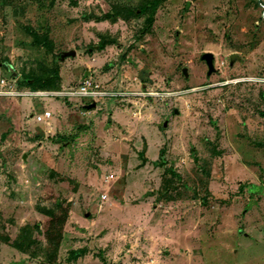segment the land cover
<instances>
[{"label":"rangeland","instance_id":"1","mask_svg":"<svg viewBox=\"0 0 264 264\" xmlns=\"http://www.w3.org/2000/svg\"><path fill=\"white\" fill-rule=\"evenodd\" d=\"M141 1L0 0V264H50L44 210L59 206L58 264H264V0L100 20ZM56 56L59 91L93 77L109 98L91 110L11 94L35 91L19 81ZM46 110L51 124L37 123Z\"/></svg>","mask_w":264,"mask_h":264},{"label":"trees","instance_id":"2","mask_svg":"<svg viewBox=\"0 0 264 264\" xmlns=\"http://www.w3.org/2000/svg\"><path fill=\"white\" fill-rule=\"evenodd\" d=\"M166 2L167 0H142L139 9H125L122 6H115V8H113L110 13L105 15L100 20L111 22H117L120 19L131 20L138 14V11L141 10L142 13H145L150 17L152 24H154L155 16L158 10ZM30 33L34 37V45L36 47L46 48V50L50 51V53L53 52V43L50 40L48 33L42 35L37 30H32ZM108 43V40L103 41L100 49L104 50L109 45ZM59 61L60 56H56V59L53 61L51 66H45L41 63L38 66V69L32 70L29 75L19 81V88L30 87L35 91H59ZM44 213L48 217L45 236L50 241L49 247L53 248L54 251L53 254H50L51 258L49 259V261L50 264H58L57 258L59 246L61 245V242L63 240L65 225L69 219V209L65 208L64 206H59L58 210H44ZM23 231L25 233L20 236L22 240L16 244V247L21 250V252L27 253L30 250V246L25 248L24 240H26L27 238L32 239V235L28 229H24ZM72 255L74 256V258H76V260L80 258V252H73Z\"/></svg>","mask_w":264,"mask_h":264},{"label":"built area","instance_id":"3","mask_svg":"<svg viewBox=\"0 0 264 264\" xmlns=\"http://www.w3.org/2000/svg\"><path fill=\"white\" fill-rule=\"evenodd\" d=\"M14 96L17 97H27V98H38V99H49V98H66L72 97L77 99H93V103H97L98 101H102L103 99L109 98V91L105 90V87L102 84H99L94 80L93 77L85 80L77 90L72 92H63V91H26L19 90L17 85L12 86ZM5 95L0 91V96ZM36 122L40 124L50 125L54 115L51 111L46 110L43 113L36 114L35 116ZM116 180V176L114 174H110L105 176L104 181L106 183H111ZM108 200V194L104 193L101 196V205ZM102 208V207H101Z\"/></svg>","mask_w":264,"mask_h":264},{"label":"water","instance_id":"4","mask_svg":"<svg viewBox=\"0 0 264 264\" xmlns=\"http://www.w3.org/2000/svg\"><path fill=\"white\" fill-rule=\"evenodd\" d=\"M75 56L74 52L64 53L62 56V60H65L66 57H73ZM202 60L206 62L208 68H209V76H212L217 72L216 66H215V56L212 53H207L203 56ZM236 58L233 57V62H235ZM184 74L186 77L189 76L188 69L184 70ZM97 107L96 103H92V105L89 107L91 110L95 109Z\"/></svg>","mask_w":264,"mask_h":264}]
</instances>
